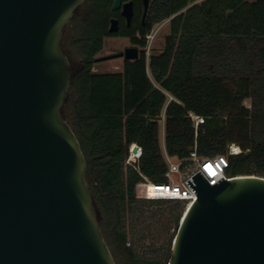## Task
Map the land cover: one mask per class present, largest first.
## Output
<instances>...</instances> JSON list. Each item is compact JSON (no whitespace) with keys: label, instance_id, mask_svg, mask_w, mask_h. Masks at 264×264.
<instances>
[{"label":"trees","instance_id":"trees-1","mask_svg":"<svg viewBox=\"0 0 264 264\" xmlns=\"http://www.w3.org/2000/svg\"><path fill=\"white\" fill-rule=\"evenodd\" d=\"M128 1L130 26L112 9L115 0H85L74 11L61 41L71 69L61 112L80 141L100 227L117 264H168L174 238L138 254L127 244L125 220L148 203H185L150 195L153 182L167 181L162 115L169 155L184 159L196 147L200 156L214 157L234 142L244 152L230 157L228 174L264 176V0H150L145 23L144 1ZM112 18L119 20L118 32L109 30ZM170 18L163 51L147 58L146 36ZM114 36L129 38L140 56L125 59L122 71L95 72L105 38ZM193 116L202 121L196 125Z\"/></svg>","mask_w":264,"mask_h":264},{"label":"water","instance_id":"water-1","mask_svg":"<svg viewBox=\"0 0 264 264\" xmlns=\"http://www.w3.org/2000/svg\"><path fill=\"white\" fill-rule=\"evenodd\" d=\"M85 0H0V264H117L62 115L71 81L63 31ZM144 1L145 18L149 1ZM128 20L133 2L115 0ZM110 32L119 31L111 20ZM137 47L96 58L135 60ZM187 183L168 264H264V176Z\"/></svg>","mask_w":264,"mask_h":264},{"label":"rangeland","instance_id":"rangeland-1","mask_svg":"<svg viewBox=\"0 0 264 264\" xmlns=\"http://www.w3.org/2000/svg\"><path fill=\"white\" fill-rule=\"evenodd\" d=\"M170 19H166L154 26L157 33L152 39H149V54H159L165 46V38L170 32ZM72 37L71 27L65 29L64 42L65 48L69 50ZM134 45L129 38L114 36L107 37L104 41L103 49L97 54V58L123 52L127 47ZM124 57L98 60L94 64L95 72H118L122 71ZM247 106L250 101L247 100ZM67 120L71 122V103L67 102L65 107ZM164 122L160 121V143L164 147ZM172 178L180 181L179 174L173 173ZM187 203L181 202H154L148 203L146 207L138 206L134 212L127 213L125 220L127 225L128 241L127 244L135 248L138 254L149 253L151 250L158 249L161 246H167L170 239L176 234L178 224L180 223ZM143 209L144 211H142Z\"/></svg>","mask_w":264,"mask_h":264},{"label":"built area","instance_id":"built-area-1","mask_svg":"<svg viewBox=\"0 0 264 264\" xmlns=\"http://www.w3.org/2000/svg\"><path fill=\"white\" fill-rule=\"evenodd\" d=\"M157 33V30H152L150 34L146 36L148 43L144 48L147 58H149V39H152ZM170 99H173L171 95ZM164 119V115L162 116ZM195 118V124L198 125L202 118L198 116H193ZM163 155L164 159L168 165V169L165 172L166 182H153L151 184L150 195L154 200H181L191 205L197 197V194L187 183L192 176L197 172L201 171L207 180L213 185L220 178L230 179L231 176L228 174V169L230 168V157L244 152V150L237 143H230L227 146V151L225 154H220L214 157H204L200 156L197 152V148L194 147L193 151L190 152L189 157L180 159L176 156H171L168 154L164 147ZM141 148L137 149V152L133 155H139ZM132 155V156H133ZM179 174L180 181H175L172 178V174Z\"/></svg>","mask_w":264,"mask_h":264},{"label":"flooded vegetation","instance_id":"flooded-vegetation-1","mask_svg":"<svg viewBox=\"0 0 264 264\" xmlns=\"http://www.w3.org/2000/svg\"><path fill=\"white\" fill-rule=\"evenodd\" d=\"M120 11H121V14H122V9H120ZM123 16V15H122ZM125 19H126V22H127V25L128 26H130L131 24H132V20H133V15H132V17L130 18V20H128L125 16H123ZM146 18V17H145ZM145 18L142 16V18H141V20H142V22L143 23H145ZM113 19V18H112ZM111 19V20H112ZM116 19H118V18H116ZM119 21V20H118ZM119 30H120V24H119ZM127 38V37H126ZM134 47H136V46H134ZM138 48V47H137ZM139 49V48H138ZM139 52H140V49H139Z\"/></svg>","mask_w":264,"mask_h":264},{"label":"crops","instance_id":"crops-1","mask_svg":"<svg viewBox=\"0 0 264 264\" xmlns=\"http://www.w3.org/2000/svg\"><path fill=\"white\" fill-rule=\"evenodd\" d=\"M202 1H203V0H197V1H195L193 4H195V3H200V2H202ZM162 51H163V50H162ZM162 51H161V52H162ZM161 52H160V53H161ZM162 116H163V115H162ZM162 118H163V117H162ZM163 122H164V119H163ZM163 129H164V128H163Z\"/></svg>","mask_w":264,"mask_h":264},{"label":"bare ground","instance_id":"bare-ground-1","mask_svg":"<svg viewBox=\"0 0 264 264\" xmlns=\"http://www.w3.org/2000/svg\"><path fill=\"white\" fill-rule=\"evenodd\" d=\"M251 104V103H250Z\"/></svg>","mask_w":264,"mask_h":264}]
</instances>
